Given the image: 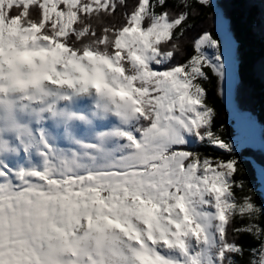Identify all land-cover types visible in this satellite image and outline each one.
Segmentation results:
<instances>
[{
  "label": "snow or ice",
  "instance_id": "snow-or-ice-1",
  "mask_svg": "<svg viewBox=\"0 0 264 264\" xmlns=\"http://www.w3.org/2000/svg\"><path fill=\"white\" fill-rule=\"evenodd\" d=\"M235 18L220 0H0V264H264V164L258 189L241 158L264 139L224 119L255 122Z\"/></svg>",
  "mask_w": 264,
  "mask_h": 264
},
{
  "label": "trees",
  "instance_id": "trees-1",
  "mask_svg": "<svg viewBox=\"0 0 264 264\" xmlns=\"http://www.w3.org/2000/svg\"><path fill=\"white\" fill-rule=\"evenodd\" d=\"M226 7L230 8L236 14L235 23L238 27L241 24V17H245L246 21L241 29V39L243 41L244 63L242 66V74L244 78V87L242 89V107L249 109L254 113L252 123L256 126L258 138L262 142L264 139V26L261 23L262 14H264V0H246L245 3H238L237 0H220ZM248 22H254L255 30L250 31L247 27ZM206 27L212 28V23H206ZM232 110L228 105L224 106V119L229 128V135H234L233 127L230 125V112ZM241 158L245 162V166L249 172V179L254 187L259 189L256 182V175L248 165V161L252 160L257 164H264V155L259 151H244Z\"/></svg>",
  "mask_w": 264,
  "mask_h": 264
},
{
  "label": "rangeland",
  "instance_id": "rangeland-1",
  "mask_svg": "<svg viewBox=\"0 0 264 264\" xmlns=\"http://www.w3.org/2000/svg\"><path fill=\"white\" fill-rule=\"evenodd\" d=\"M230 125L233 127L234 136H236L242 143L251 145L258 149L261 141L258 138V130L256 126L250 123L242 116L230 112Z\"/></svg>",
  "mask_w": 264,
  "mask_h": 264
}]
</instances>
